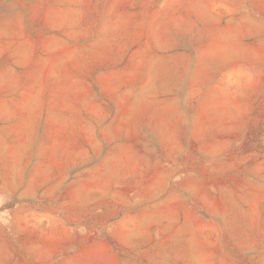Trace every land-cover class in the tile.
<instances>
[{"label":"rangeland","instance_id":"rangeland-1","mask_svg":"<svg viewBox=\"0 0 264 264\" xmlns=\"http://www.w3.org/2000/svg\"><path fill=\"white\" fill-rule=\"evenodd\" d=\"M0 89V264H264V0H0Z\"/></svg>","mask_w":264,"mask_h":264},{"label":"crops","instance_id":"crops-1","mask_svg":"<svg viewBox=\"0 0 264 264\" xmlns=\"http://www.w3.org/2000/svg\"><path fill=\"white\" fill-rule=\"evenodd\" d=\"M0 93L4 94L5 91L0 89ZM4 96L6 97L5 94H4ZM5 97L0 98V122H1V113L3 114L5 112L4 105L8 104V101L6 100ZM2 137H3V131L0 130V140L2 139ZM33 142H34V144L36 143V135H33Z\"/></svg>","mask_w":264,"mask_h":264}]
</instances>
